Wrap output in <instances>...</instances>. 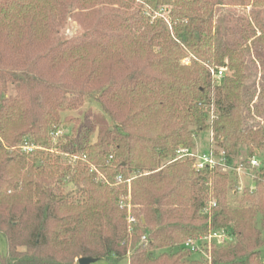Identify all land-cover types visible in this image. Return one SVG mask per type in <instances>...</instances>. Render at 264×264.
Returning <instances> with one entry per match:
<instances>
[{"label":"trees","instance_id":"16d2710c","mask_svg":"<svg viewBox=\"0 0 264 264\" xmlns=\"http://www.w3.org/2000/svg\"><path fill=\"white\" fill-rule=\"evenodd\" d=\"M250 55L264 71V0H0V264H208L181 244L206 232L210 192L211 227L233 236L209 264H264V73L251 91ZM220 67L230 73L213 80ZM86 100L99 110L68 118L54 146L78 154L59 171L43 149ZM207 130L228 156L261 162L235 205L232 175L168 162Z\"/></svg>","mask_w":264,"mask_h":264},{"label":"built area","instance_id":"2783aa9c","mask_svg":"<svg viewBox=\"0 0 264 264\" xmlns=\"http://www.w3.org/2000/svg\"><path fill=\"white\" fill-rule=\"evenodd\" d=\"M225 68L220 67L217 70L210 69V74L213 80L219 79L224 75ZM213 116L211 115V119ZM59 129L53 130L50 135L54 138ZM208 146L202 151H194V148L179 146L175 151V157L169 162L179 159H189L192 166L197 171L208 170L232 175L235 179L234 193L241 194L244 190L253 191L257 180V171L261 167V162L257 156L247 157L242 159L239 157L228 156L223 148L216 145L212 130H209ZM196 144V141H195ZM36 148L35 146L24 143L22 149L30 151ZM129 182V179L127 180ZM203 208V213L208 215L207 231L203 234L189 236L186 238L181 247L189 251L190 254L199 255L205 263L210 262V251L212 247L223 245L231 240L233 234L230 227L214 229L210 225L211 209L216 206L215 198H209ZM127 222L129 229L131 224L135 222L134 217L128 209ZM264 263V259H263Z\"/></svg>","mask_w":264,"mask_h":264},{"label":"rangeland","instance_id":"374dc122","mask_svg":"<svg viewBox=\"0 0 264 264\" xmlns=\"http://www.w3.org/2000/svg\"><path fill=\"white\" fill-rule=\"evenodd\" d=\"M251 10L252 9L250 6H247L246 8H244V7H225V8H222V13H227V12L231 11L233 14H245V15H247L248 13L251 12ZM78 28L79 27H78L76 22L68 19L64 33L67 36H72L78 31ZM251 57H252V55L248 56V58H247L248 65L250 68H249V76L246 80V85L248 87H250L251 91H254V89H255L257 92L258 86H259V79H260L261 75L264 73V71H263V69H260V65L258 64V62H254L253 60H250ZM193 61H194V57H192V55H189L182 60L183 63H187V64H190ZM210 66L213 67V69H214V66L212 64ZM224 68H225L224 73L229 74L230 71L228 70V68H226V67H224ZM254 86H255V88H254ZM87 110H92V111L96 112L99 110V106L93 101L86 100L78 109L65 111V112L61 113V120H60L58 126L55 128V130L59 129L61 132H57L58 134H56L54 136V138L52 137V140H51L52 141V147L51 148L43 149V151H44L43 158L44 159H46L47 154H50V156H51L49 159H47L46 163H48V164L50 163L52 165L55 162L54 161L55 157H57L59 159V162L62 165L61 168L59 169V171H62V169L64 167H66V166H64V165H66L65 163H67V164L71 163L74 159H76L78 153L77 154L74 153L72 156H69V154L67 152H64L63 150L56 148L54 146V144H55V142H58L59 140L61 141L64 136H66V135L68 136L72 133V127L74 124L71 122V120L69 121L68 118L71 119V118H77L78 117L79 119L82 120V117L84 116V113ZM97 133H98L97 127L94 126L91 133L88 136L89 142L92 143V142H95L97 140ZM208 136H209L208 130L206 132H202L198 136H196V140H195L196 144L194 145V147H192V148H194V151H202V150L207 148ZM36 148H34V149H36ZM236 157L246 159L248 157L246 149L242 148L238 152V155ZM210 173L222 175V176L228 175V174H224L221 172L218 173L215 171H211ZM96 175L100 179L103 178L101 176L100 172L96 171ZM67 180H68V178L66 177L65 182L62 186L63 192L64 193H74L77 186H75L73 183L67 182ZM209 184L211 185V182ZM210 197L215 198L213 192L209 193L208 198H210ZM240 198H241V195L237 194V193L236 194L234 193V195L230 194V196H229V200H230V203L232 205L237 204L236 202H238V200ZM127 209H129V207H127ZM201 234H203V233H201ZM4 250H5V242H4V239L0 235V254H2L4 252ZM176 250H177V248H169L168 247V248H164L162 250L157 251V253L162 252V251H166V252L171 253V252H175ZM188 258L199 260L202 263H205V261L199 255L189 254ZM92 264H102V262L99 261V262H94Z\"/></svg>","mask_w":264,"mask_h":264},{"label":"water","instance_id":"95a60500","mask_svg":"<svg viewBox=\"0 0 264 264\" xmlns=\"http://www.w3.org/2000/svg\"><path fill=\"white\" fill-rule=\"evenodd\" d=\"M95 262V259L82 257L78 259V264H92Z\"/></svg>","mask_w":264,"mask_h":264}]
</instances>
